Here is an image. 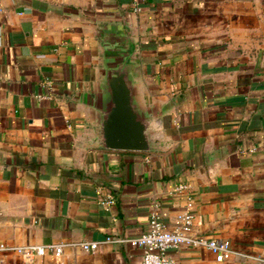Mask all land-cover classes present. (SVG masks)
<instances>
[{"label": "crops", "instance_id": "1", "mask_svg": "<svg viewBox=\"0 0 264 264\" xmlns=\"http://www.w3.org/2000/svg\"><path fill=\"white\" fill-rule=\"evenodd\" d=\"M138 4L0 0V242H66L0 264H142L140 246L103 240L144 232L155 204L251 255L181 244L176 264H264V0ZM114 73L145 148L106 144ZM83 239L98 248L69 244Z\"/></svg>", "mask_w": 264, "mask_h": 264}, {"label": "built area", "instance_id": "2", "mask_svg": "<svg viewBox=\"0 0 264 264\" xmlns=\"http://www.w3.org/2000/svg\"><path fill=\"white\" fill-rule=\"evenodd\" d=\"M133 10L138 11L140 5L138 0H132ZM189 187L187 183L180 182L175 190H186ZM189 198V196H187ZM114 198L111 195L100 199V203L105 207L113 203ZM194 215L189 210L178 212L172 223H168L161 218V215L155 204L150 211L148 228L135 236L121 237L107 235L103 241L121 242L127 241L142 248V264H176L174 259L166 253L167 248L175 247L181 244L190 246L203 245L209 248L217 260H223L235 252L241 256H251L246 252L234 250L227 239L207 236L193 231ZM98 240H77L69 242L79 246L82 250L93 251L99 246ZM66 242H56L47 244H25L9 245L0 242V253L4 250H15L32 258L34 255H41L49 249L58 257L61 254L63 245ZM257 259L264 260L263 256L256 255Z\"/></svg>", "mask_w": 264, "mask_h": 264}, {"label": "water", "instance_id": "3", "mask_svg": "<svg viewBox=\"0 0 264 264\" xmlns=\"http://www.w3.org/2000/svg\"><path fill=\"white\" fill-rule=\"evenodd\" d=\"M109 81L112 104L104 128L106 144L120 149H142L147 146L144 126L136 119L129 102V89L122 76L114 75Z\"/></svg>", "mask_w": 264, "mask_h": 264}]
</instances>
